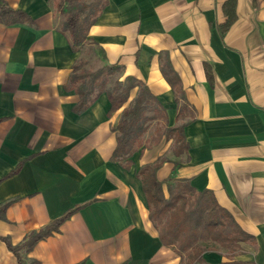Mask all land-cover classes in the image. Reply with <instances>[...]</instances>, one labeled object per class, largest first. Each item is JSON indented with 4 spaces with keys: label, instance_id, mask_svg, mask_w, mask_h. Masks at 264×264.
Listing matches in <instances>:
<instances>
[{
    "label": "crops",
    "instance_id": "0c3cea01",
    "mask_svg": "<svg viewBox=\"0 0 264 264\" xmlns=\"http://www.w3.org/2000/svg\"><path fill=\"white\" fill-rule=\"evenodd\" d=\"M225 1L106 0L89 42L73 50L58 27L57 0H2L23 17L0 22V237L19 244L70 212L28 258L179 264L149 220L137 177L172 142L156 171L165 197L169 180L208 190L250 236L234 256L212 248L204 260L264 264V0H236L228 28ZM79 60L119 65L120 80L143 82L162 107L159 122L179 129L183 147L177 136L162 135L157 145L114 160L122 108L110 114L105 93L79 106L68 83ZM167 65L176 91L162 73ZM0 264H19L2 239Z\"/></svg>",
    "mask_w": 264,
    "mask_h": 264
},
{
    "label": "trees",
    "instance_id": "16d2710c",
    "mask_svg": "<svg viewBox=\"0 0 264 264\" xmlns=\"http://www.w3.org/2000/svg\"><path fill=\"white\" fill-rule=\"evenodd\" d=\"M236 0L224 3L228 28L234 21ZM106 5V0H57L56 9L60 15L59 29L65 34L73 50H79L88 43V32ZM23 13L13 10L0 0V22L12 24L22 20ZM100 54V51H98ZM97 54V53H96ZM170 66L163 67L162 73L171 87L176 91L179 80L171 77ZM122 68L119 65L100 64L88 65L79 60L72 68L69 85L79 96V106L86 108L96 98L105 93L110 102V114L122 108L120 119L113 127L116 134L114 160H125L134 153L149 147L145 135L151 123L164 118V112L157 98L147 86L130 76L120 80ZM137 89L136 95L128 102L131 91ZM179 129H155L153 142L158 143L162 134L178 137ZM175 134V135H174ZM182 139V138H181ZM177 140L182 148V140ZM164 161L159 160L139 168V177L149 206V220L158 228L161 242L171 247L180 257L179 264H209L203 258L208 249H225L234 256L240 250V243L250 240L233 217L219 206L208 190L196 191L185 181L176 180L167 184L168 196L165 197L162 183L156 178V171ZM2 179L0 178V181ZM8 204H4V209ZM70 212L48 225L27 233L23 240L12 245L6 237H0L7 248L14 254L19 264H36L27 257L33 246L54 232H57L62 221ZM231 264V263H221Z\"/></svg>",
    "mask_w": 264,
    "mask_h": 264
},
{
    "label": "rangeland",
    "instance_id": "374dc122",
    "mask_svg": "<svg viewBox=\"0 0 264 264\" xmlns=\"http://www.w3.org/2000/svg\"><path fill=\"white\" fill-rule=\"evenodd\" d=\"M90 65H93V64H90ZM156 128H160V131L161 132H164V127L162 126V124L159 121H154L153 123H151V125L149 127V130L147 131V133L145 135V141L147 140L146 142L150 146L149 147H146L145 149H149V148L153 147L154 145H157V143L153 142V139H152V137L155 135V129ZM162 135H164V134H162ZM173 146H174V143H172V142L171 143H168L167 142L165 144V147H167V150L165 152V155L163 154L162 157H158L154 162L159 161V160L165 161L166 159H168V156H169L168 152L172 151ZM152 226L156 229L157 232L159 231L158 228L154 224H152Z\"/></svg>",
    "mask_w": 264,
    "mask_h": 264
}]
</instances>
